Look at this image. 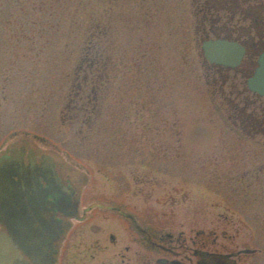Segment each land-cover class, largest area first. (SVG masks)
Instances as JSON below:
<instances>
[{"label":"rangeland","instance_id":"374dc122","mask_svg":"<svg viewBox=\"0 0 264 264\" xmlns=\"http://www.w3.org/2000/svg\"><path fill=\"white\" fill-rule=\"evenodd\" d=\"M172 4L159 0V10L146 22L124 24V0H0V198L8 193L20 200L18 205L0 203L4 243L11 241L9 228L17 236L27 232L20 216L23 204L50 192L37 178L44 172L51 192L64 196L72 193L61 184L90 180L80 191L81 215L84 207L112 198L143 212L153 225L201 228L209 225L202 217L209 201L208 227L219 228L213 237L222 245L218 194L227 191L234 199L237 189L220 181L235 178L224 168L239 157L230 118L243 110L264 126V106L255 105L240 75L230 73L224 84L226 76L210 72L203 42L183 40L172 23ZM94 62L107 79L99 82L95 103L85 104L93 95L87 90L78 105L75 84ZM254 147L264 152L263 145ZM16 175L29 179L20 186ZM139 179L146 184L145 196L132 182ZM27 207L34 219L33 208ZM94 212L86 215L93 217L86 226L79 225L86 227V237L89 226L112 227V219ZM38 219L45 224L34 228L31 223L27 233H40L28 243L20 240L31 256L19 250L18 258L27 264H33L31 257L34 264H48L49 252L57 248L61 223L48 216ZM77 221L68 220L73 226ZM47 226L53 231H45ZM259 249L253 264H264L262 244Z\"/></svg>","mask_w":264,"mask_h":264},{"label":"flooded vegetation","instance_id":"af4514ba","mask_svg":"<svg viewBox=\"0 0 264 264\" xmlns=\"http://www.w3.org/2000/svg\"><path fill=\"white\" fill-rule=\"evenodd\" d=\"M158 1L124 0V24L146 22L149 15L159 10ZM169 10L173 15L172 23L182 30L183 40H197L203 42V45L207 42H225L243 49L244 55L237 67L210 64L206 60L210 72L226 76L224 84L228 83L227 76L230 73L240 75L244 80L254 75L260 56L264 53V0H173ZM243 85L245 91L254 96L255 105L264 106V97L250 92L246 82ZM92 91L95 94L97 90L93 88ZM76 95L80 98L85 96L80 92ZM244 107L246 111L250 105ZM230 120L236 129L232 134L238 139L236 150L239 157H233L224 168L226 175H234L235 178L220 181L237 185V189L234 199L231 192L220 191L218 194L223 201L218 206L221 209L219 224L223 227L220 235L225 236L224 242H220L222 245L217 237H213L219 228L208 227L212 223L209 201L202 206V217L207 220L208 226L165 227L153 225L155 223L148 222L143 212L130 210L122 201L116 202L112 198L84 207V215H81L83 196L80 201L79 195L84 183H87L85 179L69 180L64 187L67 186V191L72 194L64 196L60 192L58 195L55 191L51 192L49 184L45 183L46 179L44 181L41 178V187L45 188L44 191H50L39 202L45 209L44 217L54 218L62 225L53 264H253L251 260L261 250L259 245L264 247V226L262 229L259 227L260 219H263L264 224V152L254 147L257 144L264 147V139L259 140V137L264 138V126L260 119L244 114L243 110L238 111V115ZM132 182L141 187L139 192L145 196L146 184L143 180ZM96 197L99 200V196ZM27 205L30 207L29 201ZM94 211L112 219V227L106 231L98 224L89 226L91 235L86 237L85 224L93 219L86 215L90 212L94 215ZM20 216L23 221L26 219L29 224L32 223L34 228L39 222L45 224L44 220L30 218L26 206L21 209ZM70 219L78 221L73 226L68 222ZM82 224L85 226L79 227ZM233 224L236 226H233L231 233L228 228ZM30 229L31 225L28 232H32ZM45 231L53 230L47 226ZM8 232L10 234V228ZM74 232L77 234L75 240ZM39 233L40 230H35L31 235ZM229 234L233 236L228 237ZM241 235L249 236L241 238ZM217 246L225 252H216L219 249ZM19 250L23 251L20 240L11 238V241L4 243L0 234V258L2 254L8 256L5 264H10L11 256L16 260L15 263L20 264ZM0 264H4L1 259Z\"/></svg>","mask_w":264,"mask_h":264},{"label":"water","instance_id":"95a60500","mask_svg":"<svg viewBox=\"0 0 264 264\" xmlns=\"http://www.w3.org/2000/svg\"><path fill=\"white\" fill-rule=\"evenodd\" d=\"M204 51L206 58L211 63H216L218 65H226L235 67L240 64V61L242 59L243 50L240 51V54L236 51V48L231 46L230 44H227L225 42H207L204 45ZM249 87L252 91L259 93L260 95L264 96V54L261 56L259 61V68L256 71V74L253 78L249 80ZM28 232V231H27ZM25 233L23 236H17L14 233H12V238L16 241L18 240H25L27 243L29 241V234ZM17 238V239H16ZM21 243V242H20ZM29 247H31L29 245ZM24 252H29L25 248H23ZM38 253L35 252L34 255H37ZM1 261L5 264L7 262L8 256L5 254H2V257L0 258ZM20 260V259H19ZM32 260V259H31ZM16 260L12 259L10 264H19L15 263ZM20 264H27V262L23 259L20 260ZM28 264H30L28 262Z\"/></svg>","mask_w":264,"mask_h":264},{"label":"trees","instance_id":"16d2710c","mask_svg":"<svg viewBox=\"0 0 264 264\" xmlns=\"http://www.w3.org/2000/svg\"><path fill=\"white\" fill-rule=\"evenodd\" d=\"M90 58L94 59L91 56H90ZM95 58H96L95 60L97 62H99L101 56L98 54ZM97 67H98L97 63L94 62V66H92V65L89 66V69H88L89 72L87 74L88 76L86 78H83V80L80 83L77 81V85L78 86L75 84V88H77L76 94L80 92L82 94V96H84L87 93V90L92 91L93 88H96V90H97L98 89V84L101 81V79H107V78H105L104 74H102L101 76L99 75V71H98ZM105 83L106 82H104V84ZM76 94H74L73 99L78 101L77 104L79 105L80 104L79 100H81L82 98H80V96L78 97ZM86 96H88V95H86ZM89 97H86L85 104L88 103L89 99H91V101H93V102L96 101L95 100L96 96L94 94L93 95L92 94L89 95ZM79 107H82V106L80 105ZM81 112L84 113V110L82 109Z\"/></svg>","mask_w":264,"mask_h":264},{"label":"bare ground","instance_id":"6f19581e","mask_svg":"<svg viewBox=\"0 0 264 264\" xmlns=\"http://www.w3.org/2000/svg\"><path fill=\"white\" fill-rule=\"evenodd\" d=\"M0 178H2L1 175H0Z\"/></svg>","mask_w":264,"mask_h":264}]
</instances>
